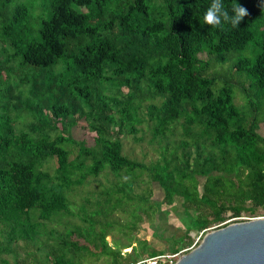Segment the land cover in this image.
Here are the masks:
<instances>
[{"label": "trees", "instance_id": "1", "mask_svg": "<svg viewBox=\"0 0 264 264\" xmlns=\"http://www.w3.org/2000/svg\"><path fill=\"white\" fill-rule=\"evenodd\" d=\"M222 2L233 15L234 0ZM211 3L0 0V264H83L96 254L134 264L164 253L146 239L109 244V218L128 206L148 216L182 198L186 236L228 210L264 206V0H235L248 13L235 28L204 25ZM217 64L228 68L210 72ZM80 120L92 145L71 135ZM144 123L160 153L150 164L123 153L121 136L136 138ZM104 172L118 179L113 193L76 207L68 193ZM144 173L163 190L158 206L150 189L134 192ZM142 214L129 211V232Z\"/></svg>", "mask_w": 264, "mask_h": 264}, {"label": "rangeland", "instance_id": "2", "mask_svg": "<svg viewBox=\"0 0 264 264\" xmlns=\"http://www.w3.org/2000/svg\"><path fill=\"white\" fill-rule=\"evenodd\" d=\"M248 55L249 51L239 52L236 54V58L242 55ZM202 59H205V54H200ZM228 68V64L224 65L223 68L217 64L213 66L210 72L213 71H222ZM236 103L239 106H243L245 101L240 93L236 94ZM140 127V132L137 134V137L134 138L130 135L121 136L123 142V153L131 159H136L138 161L144 162L146 164H150L158 160L160 157V153L158 150V145L154 142H151V132L150 127L147 123L142 124ZM180 125L177 124L174 130V135L170 137V145H174L175 141L180 138ZM260 133L264 136V122L261 124ZM71 135L78 140H85L87 145H92L94 134L88 131L86 127V123L83 120H80L79 123L71 129ZM74 157L77 153V150H73ZM45 168L50 170L51 172L55 168L54 160H51L48 164L45 165ZM126 177V178H125ZM126 180L128 176H124ZM117 178L114 175L104 172L97 178L90 177L85 185L83 184L76 190L74 193H68V197L70 196L71 202L77 207L88 195H95L97 199L98 194H104L106 192L113 193L114 184L117 182ZM200 181V191H202V184L204 182V178L199 177ZM152 192L151 202L158 206L159 203L163 201L164 193L161 187L157 182H152L151 178L148 174H140L137 183L135 184L134 192L137 194H142L144 191ZM95 199V200H96ZM182 198L175 197L173 204H164L161 205V210L154 208V210L149 212V215L142 214L144 212V207L134 208L133 210L128 206L127 210L120 211L117 210L110 218V223L112 227L109 228V234L107 236V240L110 245L113 247H123L128 243H132L133 246L139 247V240L146 239L149 242V247L157 249L158 251L164 253L174 254L171 250L176 247V257L179 258L180 254L183 255L189 252L192 247H196L202 240L201 237L198 240V236L201 232H203V236L209 230H212L214 226L219 223H213L210 227L205 230L197 231L191 230L188 232L189 236L183 235L185 232V228L183 223L188 224V220L190 217L183 212L180 203ZM247 206H251V203H247ZM135 212L137 214H142L144 220L139 222L132 232L128 231L127 225L131 223L129 211ZM167 210V213H166ZM224 225L248 221L253 218H264V206L255 207L253 210H247L241 212V216L237 219H232V211L228 210L224 213ZM78 221V219H74V222ZM220 222V223H222ZM223 225V226H224ZM215 228V227H214ZM220 228V227H217ZM216 229V228H215ZM197 242V243H195ZM195 244V245H194ZM25 244L20 242L18 247V252L22 257L25 254ZM31 248H29L30 250ZM122 254L132 252V247L122 248ZM36 256L37 253L34 252ZM86 260L83 264H112L111 259L106 256L98 255L95 256L87 255ZM149 257L145 255L139 259ZM137 259V260H139Z\"/></svg>", "mask_w": 264, "mask_h": 264}, {"label": "water", "instance_id": "3", "mask_svg": "<svg viewBox=\"0 0 264 264\" xmlns=\"http://www.w3.org/2000/svg\"><path fill=\"white\" fill-rule=\"evenodd\" d=\"M175 264H264V218L209 230Z\"/></svg>", "mask_w": 264, "mask_h": 264}, {"label": "clouds", "instance_id": "4", "mask_svg": "<svg viewBox=\"0 0 264 264\" xmlns=\"http://www.w3.org/2000/svg\"><path fill=\"white\" fill-rule=\"evenodd\" d=\"M231 11L233 15H229L222 0H212L203 16L204 25L222 28L223 23H230L235 28L248 14L244 7L235 3V0L231 6Z\"/></svg>", "mask_w": 264, "mask_h": 264}, {"label": "built area", "instance_id": "5", "mask_svg": "<svg viewBox=\"0 0 264 264\" xmlns=\"http://www.w3.org/2000/svg\"><path fill=\"white\" fill-rule=\"evenodd\" d=\"M239 217H233L230 220H234L237 219ZM224 223H219L218 225L214 226L215 228L217 227H223ZM225 226V225H224ZM213 227V229H215ZM203 237V232L200 233V235L198 236V240ZM197 243V242H195ZM195 245V244H194ZM194 248V246L192 247ZM177 257L176 254H170V253H159L157 255L154 256H150V257H145L142 258L140 260H138L136 263L134 264H175V262L177 261Z\"/></svg>", "mask_w": 264, "mask_h": 264}]
</instances>
